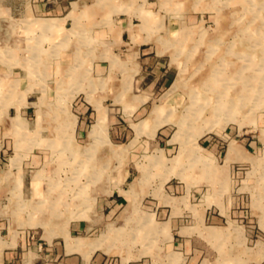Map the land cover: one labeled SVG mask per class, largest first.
Segmentation results:
<instances>
[{
    "label": "crops",
    "instance_id": "obj_1",
    "mask_svg": "<svg viewBox=\"0 0 264 264\" xmlns=\"http://www.w3.org/2000/svg\"><path fill=\"white\" fill-rule=\"evenodd\" d=\"M4 2L6 0H0L3 5L0 4V45L8 44L2 39L4 32L7 34L5 22L13 16L19 17L17 20L22 24L21 27L18 24L15 31V44L24 51L35 49V46L51 49L54 59L47 62L48 84L53 83L54 89L49 88L47 93L40 95L36 80L42 64L40 58L34 59L36 53L31 60L21 56L14 63L0 56V97L12 99L6 101L3 109L9 114L8 121H0V264L138 263L128 252V247L108 245L109 237L99 227L109 216L116 221L128 215L126 221H130L137 208L136 197L148 192L141 184L149 174L146 166L138 165L140 158L135 157L134 150L143 147L148 139L155 138L159 130H162L160 134H165L162 126L172 119L173 111L167 106L155 105L148 111L150 102L166 95L167 89L173 85L169 61L153 55L149 51L152 48L146 44L136 42L133 15L129 11L125 14L118 10L105 12L97 8V0H26V14L23 9L13 14L12 8ZM45 20L58 24V28L44 29L40 24ZM79 32L94 35L86 48L72 41L71 34ZM55 33L63 34V42H51ZM41 35L49 41L41 45L43 40H38L35 46L32 45L33 38ZM103 35L112 41V36L116 35L117 40L106 48L101 42ZM29 39H32L30 45L27 44ZM117 51H122L121 55ZM38 97L69 98L71 108L80 115L75 116L74 126L93 147L114 146L112 140L118 136L119 130H131L133 138L128 144L132 145L130 160L135 163L136 171L135 174L129 169L119 176L123 182L131 180L130 186L128 189L116 186L111 197L102 199V207L95 215L87 213L79 220L56 222L54 225L65 227L56 233L44 229L40 237L37 231L21 227L32 223L20 221L19 216L12 218L9 214L10 208L22 209L23 205H13L9 196L16 193L17 198L24 201L28 193L33 200L42 193L39 183L47 176L43 169H29L44 165L48 157L21 149L20 143L10 134V131L17 130V121L21 129L34 134L37 126L29 121V117L33 118L40 111L34 101ZM108 101L111 104H107ZM99 108L106 112V125L93 137ZM159 108L166 111L158 117L155 110ZM63 112L67 113L66 110ZM12 114L15 116L11 117ZM108 114H124L127 118L148 114V118L128 127L127 121L115 116L110 118ZM94 116L93 124L91 119ZM232 142L241 150L237 157H229ZM232 142L224 157H215L217 149L213 144L214 157H203L206 171L195 175L193 170L191 185L165 182L163 190L154 191L158 193H153L151 198L155 201L153 204L160 207L163 218L157 224L161 231H166V241L169 242L165 264H264V184L259 185L264 181V157H255L251 153L261 150L258 144L263 147L264 144L260 140L249 145ZM31 144L39 145V138L34 141L32 137ZM22 151L30 154L25 156L20 153ZM8 152L14 155L8 157ZM166 163L163 157L159 165ZM28 176L32 178L27 187L24 179ZM142 220L145 229L155 224L149 218ZM142 238L145 240L146 235L142 234ZM77 241L83 243L80 248L74 247Z\"/></svg>",
    "mask_w": 264,
    "mask_h": 264
},
{
    "label": "rangeland",
    "instance_id": "obj_2",
    "mask_svg": "<svg viewBox=\"0 0 264 264\" xmlns=\"http://www.w3.org/2000/svg\"><path fill=\"white\" fill-rule=\"evenodd\" d=\"M4 3L12 8L13 14L19 13L22 9L26 14V0H6ZM96 3L98 9L109 13L113 10H118L120 14L129 11L133 15L136 42L151 47L152 50L149 51L153 55L167 59L173 70V85L167 89L166 95L154 98L148 107L150 111L155 105L167 106L173 111L170 123L162 126L165 134H160L162 130H159L157 136L148 139L143 147L134 148L135 157L140 158L138 165L146 166V173L148 171L149 174V177L141 184L142 189L148 192H141L142 195L136 197L137 208L132 212L130 221H126L128 215L116 221L109 216L99 227L105 235H108V245L128 247L130 255L139 261L136 264H165L167 262L165 256L169 253V250L167 252L169 242L166 241V231L164 229L161 231L157 224L163 218L160 215V207L153 204L155 201L151 197L153 193H158L154 191L159 188L163 190L165 182L183 186L187 183L191 185L193 170L195 175H202L206 171L207 165L205 160H202L203 157H214L213 144L217 149L215 157H224L232 141L249 145L251 142L260 140L264 144V96L245 101L242 108L233 113V117L221 119L218 122L219 125L212 131L202 129L199 137L198 135L193 137V135L199 131L202 121L193 123L182 140L184 148L179 141H174L178 131L176 123L182 118L195 97L207 93L209 83L216 76L221 79H231L240 71L244 78L257 74L264 77V0H97ZM17 19L19 17L13 16L5 22L8 27L7 34L4 32L2 39L8 44L0 45V56L7 59L9 63H14L21 56L31 60L36 53L37 58L34 59L40 58L42 64L36 83L40 95L47 93L49 88L54 89L53 83L48 84L49 67L47 66V62L50 63L54 59L53 52L45 45H43L45 50L41 49V46H39L41 48L35 46V42L43 40L42 45L49 40L41 35L31 39L32 42L30 39L27 41V44L30 45L31 42L35 49L24 51L17 47L15 31L20 24ZM71 36L73 43L84 45L86 48L94 35L79 32L72 33ZM103 36L104 39H101L103 45H101L106 48L110 46V42L117 40L116 35L112 36L115 38L113 41ZM52 41L55 44L63 42V34L55 33L54 37L52 35ZM121 52L117 51L119 54ZM260 77L257 82L259 88L264 85L260 82ZM241 82H236L238 85L236 90L241 88ZM222 84H224L222 81L217 83V85ZM44 98L34 99L37 109L44 112L34 114L33 118L31 115L29 117V121L37 126L34 134L25 128L10 131L11 137L20 143L21 149L35 151V155L40 157H48L44 165L29 169L30 171L38 169L47 171V176L42 177L39 183V191L42 193L38 197L32 200L27 193L23 201L17 198L16 193L9 196V202L13 205L23 203L22 209L16 207L9 209L11 217L19 216L20 221L32 223L21 227L37 231L39 237L44 229L56 233L65 227L54 225L56 222H64L68 219L79 220L83 217L82 214L87 213L95 215L102 207V199L111 197L116 186H125V189L130 186L131 180L123 182L119 176L121 177L129 169L136 174L135 163L130 160L133 153L132 145L128 144L133 138L131 130H129L131 133L126 129L119 130L118 136L112 140L114 146L104 145V147L99 146L98 149L90 145L84 135H79L80 130H77L76 125L74 126L73 118L76 119L80 115L71 108L72 103H69V98ZM11 100V98L0 97V121L3 123L9 118V114L3 111L4 105L6 101ZM107 104H111V101ZM64 110L67 113L63 112ZM100 111L105 112L99 108V114ZM14 116L11 115V117ZM108 116L127 121L128 127L148 118V114L145 115L146 117L135 115L128 118L124 114H108ZM91 120L94 124L95 116ZM32 137L34 141L39 138L40 144L32 145ZM258 147L261 150H253L251 153L255 157H264V147L259 144ZM160 152H163L164 159L167 160V167L156 163L155 157L160 155ZM26 153L23 154L25 156L30 154L26 155ZM13 155L14 153L8 152L7 156ZM180 155L182 160L174 164V158ZM197 157H200L201 161ZM143 168L141 173L144 172ZM180 173H183L185 177L179 176ZM34 174L35 172L32 176ZM32 176L24 179L25 186H29ZM262 184L264 181L259 185ZM144 218L152 219L155 224L145 229L142 225ZM184 220L189 219L184 218ZM142 234L146 235L145 240ZM76 244L77 242L75 246Z\"/></svg>",
    "mask_w": 264,
    "mask_h": 264
},
{
    "label": "bare ground",
    "instance_id": "obj_3",
    "mask_svg": "<svg viewBox=\"0 0 264 264\" xmlns=\"http://www.w3.org/2000/svg\"><path fill=\"white\" fill-rule=\"evenodd\" d=\"M40 25L44 29H47V28L57 29L59 26L58 24L52 21H49V20H45ZM257 75H252V76L244 78L242 77V73L239 71L237 76L234 77L235 80L234 78L221 79L216 76V78L214 80H211V83H209V87H208L209 89L207 90V93L202 94L199 97H195L192 104L187 108L182 118L178 120V122L176 123V125L178 126V131L174 136V141L175 142L179 141V143L183 145V148H184V143L182 142V140L185 138L184 136L187 134V130L192 127L193 123L202 121L201 122L202 125L199 126L198 128L199 131H197L196 134L193 135V137H196L197 135H198L197 137H199L202 133L201 131L202 129L203 130L206 129V131H212L215 129L217 125H219L218 122L221 119L233 117V113L237 111L238 109L242 108L245 101H248L251 99L255 100L256 98L263 97L264 93H259V92H264V85L261 86L260 88L257 86L258 78L260 77ZM212 81H214V83H212ZM220 81H222L224 84L217 85V83H219ZM240 81H242L241 88H239L238 89L239 91H238L236 90L238 86L236 85V82H240ZM251 81H252V84H251ZM253 82L255 84H253ZM260 82L264 84L263 75L262 77H260ZM41 103L42 105H44L42 101ZM165 111H166L165 109L159 108L155 110V114L159 117L163 115ZM43 113L44 112L42 110L39 111V114H43ZM18 122L19 121H17V124H18L17 127L21 128V125ZM73 122L75 123V118H73ZM105 125H106V114L104 111H102L98 116V121H97V124L94 126L92 136L94 137L95 135L98 134V132H102L103 129L105 128ZM157 126L159 127V124ZM240 151L241 150L239 146L235 142H232L230 144V148H229L230 157H237ZM191 153L192 152L190 150V154ZM181 156L182 155L174 158L173 163L178 164L180 160H182ZM163 157H164L163 152H160V155H157V157H155L156 163L162 162ZM178 175L181 177L182 176L185 177L183 173H180ZM146 176H144V179L146 178ZM82 245H83L82 242L77 241V244H76L77 247H81Z\"/></svg>",
    "mask_w": 264,
    "mask_h": 264
}]
</instances>
